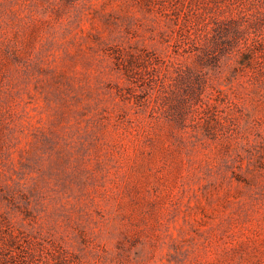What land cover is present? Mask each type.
I'll use <instances>...</instances> for the list:
<instances>
[{
  "label": "rangeland",
  "instance_id": "rangeland-1",
  "mask_svg": "<svg viewBox=\"0 0 264 264\" xmlns=\"http://www.w3.org/2000/svg\"><path fill=\"white\" fill-rule=\"evenodd\" d=\"M247 2L0 0V264H264V88L221 55L183 113L164 65Z\"/></svg>",
  "mask_w": 264,
  "mask_h": 264
},
{
  "label": "trees",
  "instance_id": "trees-1",
  "mask_svg": "<svg viewBox=\"0 0 264 264\" xmlns=\"http://www.w3.org/2000/svg\"><path fill=\"white\" fill-rule=\"evenodd\" d=\"M237 8L229 16L209 15V26L191 23L187 14L177 29L173 50L164 58V65L166 77L172 79L175 88L182 89L177 104L181 112H190L195 105L207 104L205 90L209 78L204 68L221 55H239L238 70L252 67L250 81L256 88H264V61L258 60L259 53H264L261 30L264 28V0H248L246 5L239 3ZM191 56L197 63L188 61Z\"/></svg>",
  "mask_w": 264,
  "mask_h": 264
}]
</instances>
